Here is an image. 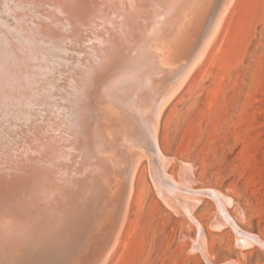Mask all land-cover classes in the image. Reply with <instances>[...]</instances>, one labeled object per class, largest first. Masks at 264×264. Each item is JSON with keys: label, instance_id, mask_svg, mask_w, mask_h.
<instances>
[{"label": "bare ground", "instance_id": "bare-ground-1", "mask_svg": "<svg viewBox=\"0 0 264 264\" xmlns=\"http://www.w3.org/2000/svg\"><path fill=\"white\" fill-rule=\"evenodd\" d=\"M233 1L0 0V264H106L142 159L174 214L190 221L209 195L235 245L264 251L221 195L166 176L157 140L162 109ZM196 226L191 251L207 261Z\"/></svg>", "mask_w": 264, "mask_h": 264}, {"label": "rangeland", "instance_id": "rangeland-1", "mask_svg": "<svg viewBox=\"0 0 264 264\" xmlns=\"http://www.w3.org/2000/svg\"><path fill=\"white\" fill-rule=\"evenodd\" d=\"M194 67L159 115L164 172L174 182L192 179L194 192L221 195L233 225L264 244V0H234ZM139 167L143 177L132 181L126 220L106 264H264L260 247L235 245L212 197L199 196L189 221L166 207L143 159ZM107 208L99 228L113 219ZM196 225L209 263L191 251Z\"/></svg>", "mask_w": 264, "mask_h": 264}]
</instances>
